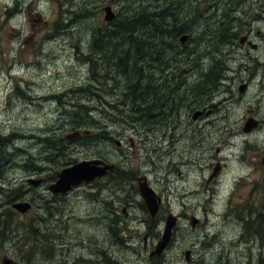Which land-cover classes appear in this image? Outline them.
<instances>
[{
	"label": "rangeland",
	"instance_id": "374dc122",
	"mask_svg": "<svg viewBox=\"0 0 264 264\" xmlns=\"http://www.w3.org/2000/svg\"><path fill=\"white\" fill-rule=\"evenodd\" d=\"M119 1L0 0V137L13 133L17 139L9 147L31 155L26 159L16 152L11 165L4 164L2 178L12 187L22 185L33 192L5 205L23 224L41 216L40 226L52 236L55 248L49 261L31 240L22 246L5 244L0 247V264H247L262 249L257 241L238 239V220L246 213L244 208L253 213L259 209L264 192V0H171L172 6L160 0L169 12L174 11L171 7L179 12L190 38L184 45L177 39L172 46L156 48L150 66L156 82L170 94L181 95L184 103L177 112L167 113L165 126L164 120L152 126L149 122L115 125L113 119L91 111L101 127L68 138L82 129L67 124L58 103L73 101L77 95L61 94L85 86L90 78L75 49L85 52L96 28L117 14L141 10L136 0ZM149 3L156 5L155 0ZM70 7L76 15L68 14ZM106 7L112 14L109 20L104 19L109 15ZM206 10L214 15H199ZM58 25L70 28L61 32L60 26V32H55ZM221 27L239 32L219 53L228 69L225 80L196 95L200 69L209 65L205 57L216 51L210 45L217 41L213 34ZM242 36L244 44L239 42ZM110 88L109 81L99 95L107 100L120 97ZM249 117L259 123L245 132L242 127ZM102 127L109 137L100 133ZM45 134L54 135L51 152L40 139ZM63 139L69 146L57 151ZM67 158L65 165L101 159L113 164L122 177L98 178L90 186L82 183L71 188L65 196L53 195L48 185L65 166L56 165ZM38 166L43 170L37 172ZM49 168L56 172L54 177ZM134 176H145L160 197L155 217L164 219L167 212L179 216L159 254L150 252L160 238L162 222L156 237L152 230L146 234L143 219L152 221V215L139 195L128 192ZM38 178L43 179L38 185L29 181ZM4 200L0 197V202ZM23 201L31 207L23 212L12 207ZM107 209L118 210L113 213L117 222H111L113 214ZM27 234L33 235L31 230ZM29 245L33 252L25 257L22 253L28 252Z\"/></svg>",
	"mask_w": 264,
	"mask_h": 264
},
{
	"label": "trees",
	"instance_id": "16d2710c",
	"mask_svg": "<svg viewBox=\"0 0 264 264\" xmlns=\"http://www.w3.org/2000/svg\"><path fill=\"white\" fill-rule=\"evenodd\" d=\"M136 1V8L139 6V9H141L139 12L136 10H132L131 12L130 8L127 10L129 11L128 13L117 14L118 16L112 19L111 22H104L103 25L96 28L95 33H93L88 42L85 52H83L80 47H76L75 49L76 59L88 66L90 78H88L85 86H80L71 89L69 93L64 92L61 94L77 95L73 101H61L58 103L64 108L63 114L67 119V124H70L74 129L80 128L82 130H90L99 129L101 127L99 121H94L91 111L104 115L105 118L113 119V124L117 125L122 122L151 121L153 118L151 117V110L153 109V106L151 105L154 101L157 103V100H162V96L168 101H179L177 104L184 103V98H182L181 95L176 94L177 96H175L161 89L162 85L157 83L154 79L153 69L150 66V58L151 56L153 57L157 51L156 48L163 47L166 43H168L169 47L178 39L179 44L184 45L190 38L186 23L181 21L178 16L179 12H175V7H171L174 11L169 12V8H167L166 5L159 4L160 0H155V6L149 3L152 0ZM163 1H165V3L169 2L171 6L173 4V1L171 0ZM151 7L155 10H152ZM83 10H86V13L89 12L88 9L83 8ZM66 11H68V14L70 15L77 14V10L73 8L66 9ZM232 11H234L233 8L230 9L228 14L230 15V12ZM209 13L210 11L206 10L203 14L199 15H202L203 17L214 15L213 11L210 14ZM224 13L225 9H223L221 14ZM61 15V6L59 5L58 17L61 18ZM217 23H219V21ZM46 25H48L49 28L51 27L48 22H46ZM64 25L63 27L62 25L55 26L54 31L66 32L65 29L70 28V26L68 25L64 27ZM60 26L62 29L57 31ZM217 29H219L217 33L214 31L213 34L217 41L215 44L210 45L211 47L214 46L215 48L211 49H215L216 51H210L209 55L205 57V60L208 58L209 65L204 69L203 67L200 69V75L198 77L199 84L195 88L196 95H201L202 88H205V91L207 89H215L220 86L223 80H225V74L228 69L226 68L225 61L219 53L224 44L227 42L229 43L233 38H237L239 32L237 30H230L222 27ZM183 34L186 35V38L183 42H180V37ZM123 47H126V49L122 50L124 49ZM156 54L159 55V52ZM204 54L206 55L207 53ZM148 58L149 62H147ZM118 79L124 80L123 83L121 84V81L119 82ZM109 81L111 82V92L114 93L116 91L120 94V97L118 96L114 100H107L99 95V91L104 90V88L106 89ZM162 91L165 95H162ZM205 91L203 93H205ZM19 92H21L22 96L26 95H24L22 91ZM84 94H86V96ZM84 99L85 102H83ZM112 101L113 103H111ZM164 107L165 106L163 105L158 106L160 109H164ZM69 110H71V112H69ZM71 114H76V116L73 118L71 117ZM158 117L159 116H156V119H159ZM65 126L66 124L63 125V127ZM100 133L103 134V137H105V134L109 137L108 131L106 128L104 129V127L101 128ZM16 139L17 137L13 133L0 137V197L5 199V202H0V247L15 242L23 245L28 240H31L33 245H38L40 247L42 253H45V256H49L47 260L51 261L52 256L55 255L54 240L52 239V236H49L47 232H44L40 226L44 223L41 216L30 218L25 225L18 220L15 211L8 205H5L10 201L23 199L27 195L33 193L29 190H24L22 185L12 187L8 185V183L3 182L2 175L4 164L9 163V165H11V162H13L12 157L16 152L24 155L26 159L31 157V155L22 151L21 148L16 146L9 147ZM40 139L48 145V152H51L54 145V135L45 134V136H40ZM60 140L58 143L61 142ZM7 141L9 144H7ZM62 143L63 146L60 145L61 147L56 149L57 151H62L63 148H68L69 145L64 139L62 140ZM8 148L9 151H7ZM68 160L69 158L62 162V165L57 164L56 168L63 167ZM71 162H74V158L71 159ZM20 164L21 166H24V164L28 163L25 162ZM39 168L40 167L38 166L37 172L43 170ZM49 170L54 177L56 172L52 170V168H49ZM109 176L114 180H118L122 177V173L116 169L108 174V177ZM4 192L5 194H3ZM244 211H246V213L244 212L242 217L238 220L241 228V233L238 235V239L240 241L251 240L254 241V243L257 241L256 243L262 248L251 262L250 259L253 257H250L247 264H264V192L259 199V209L256 212L253 213L250 208H244ZM117 212L118 210L116 212L113 210L112 214H116ZM115 214L111 217V222H117ZM48 216H50V213H48ZM248 229L250 231L246 233ZM30 230L33 235L27 234ZM31 252H33V246L29 245L28 252L25 254L22 253V255L27 257V254L29 253L30 255Z\"/></svg>",
	"mask_w": 264,
	"mask_h": 264
},
{
	"label": "water",
	"instance_id": "95a60500",
	"mask_svg": "<svg viewBox=\"0 0 264 264\" xmlns=\"http://www.w3.org/2000/svg\"><path fill=\"white\" fill-rule=\"evenodd\" d=\"M104 10L106 13L109 14L108 16L107 15L104 16V19L109 20L112 17V14L110 13L108 7L104 8ZM185 38L186 35L183 34L180 37V42H183ZM241 89L242 88L240 87L239 90ZM256 125H257V121L254 118L249 117L244 122L242 130L247 132V130H249L251 127H255ZM78 135L79 132L74 131L72 134L68 136V138H72V136L74 137ZM107 168H111V165L105 163L100 159H88V160L77 161L73 164H70L60 169L59 172L57 173L56 180L48 185V190L51 193H65L72 187L77 186L78 184L87 183L93 180L95 177L101 176L105 172V169ZM216 169L217 166L214 169V172L216 171ZM29 181L32 182L33 184H37L38 180L37 181L29 180ZM140 196L143 200V203L149 210L150 215H154L157 210L160 198L157 195H155L153 190L149 187H145V189L141 191ZM12 207L18 212H23L29 208V204L26 201L15 202L12 203ZM174 222H175V216L172 214H168L164 221L160 238L156 242L154 246V250L150 252V254H154V253L159 254L163 250L170 237V232L175 225ZM191 225H193V221H191Z\"/></svg>",
	"mask_w": 264,
	"mask_h": 264
},
{
	"label": "flooded vegetation",
	"instance_id": "af4514ba",
	"mask_svg": "<svg viewBox=\"0 0 264 264\" xmlns=\"http://www.w3.org/2000/svg\"><path fill=\"white\" fill-rule=\"evenodd\" d=\"M245 38L242 36L241 38H240V40H239V42L241 41V42H243V44L246 42V41H243ZM248 43V42H247ZM162 89L163 90H165L166 92H168V93H170L168 90H167V88H165L164 87V84H162ZM179 102V101H178ZM177 101L175 102V101H168V100H166V98L165 97H163L162 96V100H157V103L154 101L153 103H152V105L151 106H153V109L151 110V114H152V116L151 117H153L152 118V120L151 121H149V126H152L153 124H154V122L155 121H157V122H159L160 124H162L163 123V120H164V126H165V124H166V122L168 121V119H169V114L171 113V112H173V111H178V109L180 108V105H181V103L180 104H177L178 103ZM162 105H164L165 106V108L164 109H160V108H158V106H162ZM170 112V113H169ZM167 113H169V114H167ZM199 114V113H198ZM197 115V114H196ZM195 114H194V116H192V117H195L196 116ZM156 116H159L158 118L159 119H156ZM164 118V119H163ZM257 121V125H258V123H259V120H256ZM147 124V122H143L142 123V125H144V124ZM158 123V124H159ZM139 124H141V123H138V122H132V125H139ZM144 127H146V126H144ZM69 165V164H68ZM68 165H65V166H68ZM109 165H111V168H107V169H105V172L102 174V176H100V177H97V178H95V179H93V180H91V181H89V182H87V183H85L86 185H88V186H90V184H91V182H93L94 180H96V179H98V178H104V177H107L108 176V174H110L111 172H113V171H115L116 169V167H114V165L113 164H110L109 163ZM64 166V167H65ZM55 178H57V177H55ZM38 180V181H37ZM36 181H37V184H34V185H38L39 183H42L43 182V179L41 180L40 178H38ZM56 180V179H55ZM55 180H53V181H55ZM133 184L130 186V188H129V190L128 191H130L129 193H131V195L132 196H134V195H139L140 196V194H141V191L143 190V189H145V187H149V188H151L148 184V181H147V178L145 177V176H134L133 177ZM81 185H83V184H80V185H78V186H81ZM145 185V186H144ZM74 188V187H73ZM152 189V188H151ZM153 190V189H152ZM153 192H154V190H153ZM155 193V192H154ZM53 195H55V194H58V193H52ZM66 194V193H65ZM65 194H59V195H61V196H65ZM156 195V194H155ZM128 197H130V194H128L127 195V198ZM141 197V196H140ZM159 197V196H158ZM160 198V197H159ZM160 205V202H159V204H158V206ZM108 210V209H107ZM111 213H112V211H113V209L112 210H109ZM108 211V212H109ZM167 211H169V210H167ZM121 212L123 213H125V211H124V208H121ZM171 212H167L166 213V216H165V218L163 219L162 218V216H159V217H155L156 216V212H155V214L154 215H152L151 216V219H152V221L151 220H145V219H143V224H144V226L146 227L145 229H146V234H150V232H151V230H152V234L151 235H153V236H157V233H160L161 231H159V225L161 224V222H162V227H163V225H164V221H165V219H166V217H167V214H170ZM179 216L177 215L176 217H175V219L176 218H178ZM176 224V223H175ZM175 227V226H174ZM174 227L172 228V233L171 234H173V231H174ZM157 232V233H156ZM144 240H145V237H144ZM164 250V249H163Z\"/></svg>",
	"mask_w": 264,
	"mask_h": 264
}]
</instances>
